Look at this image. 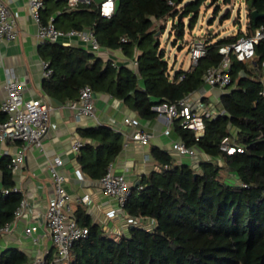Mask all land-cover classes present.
Masks as SVG:
<instances>
[{"label":"trees","instance_id":"1","mask_svg":"<svg viewBox=\"0 0 264 264\" xmlns=\"http://www.w3.org/2000/svg\"><path fill=\"white\" fill-rule=\"evenodd\" d=\"M43 1L44 23L56 16L57 27L64 31L90 29L102 48L122 50L129 60L138 62L134 70L104 60L85 46L41 44L39 54L52 72L43 82L45 94L65 104L77 100L80 90L89 85L125 101L144 119L158 116L154 105L177 103L200 90L207 71L223 60L220 49L241 37H252L264 26V17H253L255 10L264 14V0H245L247 31L215 40L208 37L206 55L198 64L176 70L170 65L169 45L172 42L180 50L183 42L189 45L187 34L209 0H116L110 17L101 14L102 2L95 0L76 6L68 0ZM224 4L230 6L223 18H229L232 4L227 0ZM220 10L216 6V14ZM231 64V84L216 107L218 114L205 117V135L197 140L193 131L175 121L181 140L196 146L207 160L197 168L153 147L158 167L133 187L124 208L138 223L129 225L124 234L113 235L88 217L77 218L89 228V236L74 244L68 264H264V85L260 75L264 40L256 45L251 66L233 55ZM1 102L0 97V122H5ZM80 133L91 140L81 149V168L91 179L100 180L123 151V135L109 126ZM225 140L244 151L228 155L221 150ZM11 160L8 155L0 159V228L13 222L22 199L18 193L3 194L16 187ZM31 262L16 247L0 252V264Z\"/></svg>","mask_w":264,"mask_h":264},{"label":"crops","instance_id":"2","mask_svg":"<svg viewBox=\"0 0 264 264\" xmlns=\"http://www.w3.org/2000/svg\"><path fill=\"white\" fill-rule=\"evenodd\" d=\"M90 1L79 0L78 3ZM95 1L102 2V0ZM28 2L29 0H11L9 3V8L18 21L20 34L16 41L0 42V97L3 99L5 96L4 85L7 77L9 75L18 77L27 98L46 97L53 103L54 110L51 119L57 128L50 129L45 136L44 150L30 148L27 151L25 163L14 174L16 186L21 189L23 196L29 201V205L23 216L13 223L11 233L0 237V252L16 247L25 251L32 261L36 257L42 256L49 264H52L56 258L57 249L46 226L44 214L55 194L53 174L50 169V162L55 158L59 157L63 160V164L58 167V170L67 177L70 206L77 218L88 217L93 224L100 225L104 231L113 235L126 233L130 225L129 217H126V212L119 208L118 202L102 192L99 180L91 179L82 170L79 163L81 151H74L73 143L78 139L85 144L90 143L91 140L83 138L81 130L109 126L123 135L124 149L112 164L115 172L125 174L133 187L137 186V183L141 182L146 174L158 167L151 154L153 147L166 150L179 162L195 165L197 168L202 161L182 156L172 149V144L181 140L175 128V121L178 119L172 121L164 115L144 119L125 101L98 91L93 93L96 118L77 119L75 111L69 107L70 102L63 104L48 97L43 89L45 76L43 59L39 54L41 44L37 38L38 25L29 12ZM243 31H247V25ZM60 42L64 45L85 46L75 38H63ZM96 53L104 60H112L116 65H127L137 70L133 61L129 60L122 50L101 48ZM247 63L251 66L254 59ZM190 68L191 66L188 69ZM260 75L264 85V66ZM226 92V89L205 83L200 90L188 97L193 103L195 111L204 112L216 108L222 95ZM126 117L137 118L140 122V129L153 134L149 145L143 146L132 140L129 142L127 136H131L137 128L125 124ZM19 145L20 143L12 141L0 144V159L6 156V153L11 156L15 155ZM150 161L155 164L151 165ZM1 181L2 174L0 172V186ZM86 194H89L91 199L88 203H83L81 198ZM114 209L118 213L112 216L110 212ZM32 225L38 226V230L33 236H29L25 233V229ZM146 225H152V223L147 222Z\"/></svg>","mask_w":264,"mask_h":264},{"label":"built area","instance_id":"3","mask_svg":"<svg viewBox=\"0 0 264 264\" xmlns=\"http://www.w3.org/2000/svg\"><path fill=\"white\" fill-rule=\"evenodd\" d=\"M71 6H76L79 0H68ZM11 0H0V42L16 41L19 38V27L16 17L9 8ZM116 8V0H104L101 3V14L110 17ZM29 12L38 25L37 38L40 44L57 43L63 38H75L83 43L89 50L98 52L101 46L94 32L90 29L77 30L71 29L64 31L59 29L56 24V16L49 19L47 23L42 20V12L45 9L43 0H29ZM264 40V26L256 29L252 37H241L231 45L223 46L220 49L223 60L217 67L210 68L205 75V83L213 87L226 89L232 81L231 56H235L239 61L249 62L256 57V45ZM126 42L125 39H123ZM69 45V44H65ZM192 66H196L198 61L206 55V46L199 42L193 44L190 48ZM116 65V63H114ZM137 67L138 62L133 61ZM45 78L51 75L49 65L43 62ZM182 78V77H181ZM5 96L1 102V110L6 114L5 122H0V144L9 142L20 143L18 151L11 156V168L14 174L18 172L26 160V153L30 148L44 150V138L52 128L57 125L52 122L51 116L54 110L53 103L46 97L27 98L20 79L14 75H9L4 85ZM94 90L91 86H84L80 90L77 100L71 101L69 107L75 111L76 118L82 117L96 118L95 103L93 99ZM264 96V90L261 93ZM152 110L158 115L167 116L170 120H180V125L184 129L193 131L197 140L205 135L206 123L205 117L216 116L217 109L211 108L204 112L195 111L193 103L189 97L177 102H161L152 107ZM125 124L137 128L127 139L139 143L140 145H149L153 134L147 130L140 129V122L137 118L126 117ZM85 143L78 139L73 143V150L80 152ZM172 149L182 156H189L201 161L207 160V156L196 146H188L184 141L178 140L172 144ZM221 150L228 155L235 152H243L241 147L235 146L230 140L223 141ZM63 164L61 158H55L50 162V169L54 180V197L50 201L45 214L46 226L51 235L54 246L57 249V255L52 264H68L71 249L74 244L89 236V228L79 223L74 211L70 206V196L67 192V177L62 174L58 167ZM151 165L155 162L150 161ZM102 192L108 197L114 198L122 211H125V205L132 194L133 185L129 182L125 174L115 172L113 164H110L107 173L99 180ZM11 192L22 195L20 205L15 211L13 222L0 228V237L9 235L12 231V225L16 219L21 218L24 211L28 208L29 201L23 196L21 189L15 187L13 190H4L5 196ZM90 195L86 194L81 198V202L88 203ZM117 210H112L110 215H117ZM126 217H129L126 214ZM130 225L138 223L137 220L128 218ZM38 230V226L32 225L25 229V233L33 236ZM30 264H49L42 257H36Z\"/></svg>","mask_w":264,"mask_h":264},{"label":"rangeland","instance_id":"4","mask_svg":"<svg viewBox=\"0 0 264 264\" xmlns=\"http://www.w3.org/2000/svg\"><path fill=\"white\" fill-rule=\"evenodd\" d=\"M212 3L213 0L207 2L202 9L199 22L191 32H188L186 40L189 45L183 42L184 46L182 50H180L179 46L173 45L172 42L169 45L168 54L170 65L175 66L176 70L182 68L187 70L192 66L189 46L199 42L205 43V40L210 36L215 40L217 37L220 38L226 35L236 34L239 30L245 29L247 25V8L245 0H233L231 6L232 14L229 18H223V15L230 5H225L224 0ZM218 5L221 7V10L216 14V6ZM170 30L171 25H169L168 32H170Z\"/></svg>","mask_w":264,"mask_h":264},{"label":"water","instance_id":"5","mask_svg":"<svg viewBox=\"0 0 264 264\" xmlns=\"http://www.w3.org/2000/svg\"><path fill=\"white\" fill-rule=\"evenodd\" d=\"M227 1H228L229 4H232V0H227ZM253 17L256 20V19H258L260 17H264V14H259V12L257 10H255L253 12ZM139 184H140V182L137 183V185H139Z\"/></svg>","mask_w":264,"mask_h":264}]
</instances>
